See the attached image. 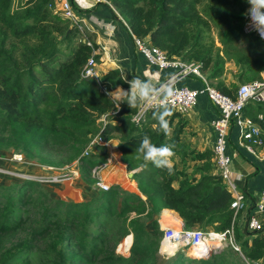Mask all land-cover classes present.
I'll return each mask as SVG.
<instances>
[{
    "label": "trees",
    "instance_id": "16d2710c",
    "mask_svg": "<svg viewBox=\"0 0 264 264\" xmlns=\"http://www.w3.org/2000/svg\"><path fill=\"white\" fill-rule=\"evenodd\" d=\"M53 1L28 0V7L11 11L13 0H0V151L21 154L41 167L61 168L78 160L80 179L92 185L91 170L104 162L105 154L103 148L99 155L81 157L82 152L96 135L104 142L115 140L120 160L128 172H134L131 180L144 199L119 186L80 203L54 200L30 180L0 186V256L21 232L30 243L16 246L0 264L109 263L112 249L95 229L113 224L119 228L118 241L129 236V230L134 233L131 259H115L120 264H153L159 260V240L145 231L141 219L164 209L175 212L186 229L232 228L243 256L230 248L211 252L207 258H190L182 251L165 264H264V226L252 233L245 227V234H239L234 221L239 212L235 215L231 208V193L215 171L210 149L195 153V161L201 163L199 174L194 173L197 179H189L175 166L169 172L137 158L135 150L145 134L155 145H174V155L186 157L180 141L185 116L172 110L167 117L172 133L166 136L153 118L156 109L135 122L138 107L132 109L124 102L118 108L108 92L129 84L118 69L98 80L84 75L92 50L79 38L77 45L70 44L78 34L52 15ZM110 1L132 35L169 59L199 65L210 86L224 95L237 91L235 84L226 86L222 80L226 64L232 63L238 84L259 79L264 70V41L244 31L247 0ZM86 40L99 50L93 35ZM100 56L99 51L96 63ZM245 114L264 129V121L257 120L259 114L264 118V103H250ZM127 220L132 230L125 226ZM44 238H55L59 247L36 252L32 242Z\"/></svg>",
    "mask_w": 264,
    "mask_h": 264
},
{
    "label": "built area",
    "instance_id": "2783aa9c",
    "mask_svg": "<svg viewBox=\"0 0 264 264\" xmlns=\"http://www.w3.org/2000/svg\"><path fill=\"white\" fill-rule=\"evenodd\" d=\"M96 7L109 9L117 17L118 21L122 22L131 37L135 51L141 55L147 66L158 71L169 72L164 81L167 80L175 84V94L170 100V106L173 111L183 115L186 114L196 105L199 96H205L212 104L217 113V118L212 123L216 134L212 148L213 162L217 172L221 175L231 193L233 199L231 208L234 210V214L236 215L237 212L245 210L248 206L245 202V195L237 190L235 183L231 179L230 165L232 155H228L227 147L229 137H231V134H235L239 149H243L258 161L264 162V131H262L257 121L245 114V108L250 103H264V70L261 72L259 79L241 84L233 96H227L210 86L199 65L188 64L178 59H169L163 51L151 46L147 41L132 35L128 25L110 0H54L49 5L52 15L67 23L69 30H73L78 36H81L83 38L82 41L86 42V45L92 50L91 57L83 69L86 77H92L97 80L100 78L96 70L97 63L95 62V56L99 50L94 49L91 42L86 40V32L89 30L86 22ZM244 31L264 41L257 31L249 27V18L247 16H245ZM171 77H174V79H171ZM184 79H194L195 83L198 80L199 85L197 87L178 85V82ZM153 109H156L154 104L139 105L136 114L133 116V121L139 122L147 112ZM257 120L264 121V118L262 115H258ZM101 121L105 125L104 116ZM107 146L108 142H104L99 135H96L90 140L81 157L96 154V152H99L97 150L98 147L107 148ZM108 155L109 157L102 164L95 166L91 170V176L95 180L94 186L102 192H107L111 188L100 177L102 172L108 170L107 168L112 164L113 157L110 153ZM13 160L20 162L23 161V157L16 154L13 155ZM77 161L65 168L45 167L50 174L37 177L35 181L49 184L69 182L79 175ZM250 206L254 209L255 214H264V186L259 191L258 198ZM254 213L248 212L246 230L249 233L260 231L263 227L262 222ZM162 231L163 235L159 246L162 254H171L173 256L176 252L184 251L186 248L188 253L194 256L197 254H210V252H215L225 247H231L241 254L232 228L215 232L211 230L186 229L183 224L176 223L174 226H169ZM201 242H206L207 248L201 251L194 250V246ZM118 249L117 251L124 256L125 252H120Z\"/></svg>",
    "mask_w": 264,
    "mask_h": 264
},
{
    "label": "crops",
    "instance_id": "0c3cea01",
    "mask_svg": "<svg viewBox=\"0 0 264 264\" xmlns=\"http://www.w3.org/2000/svg\"><path fill=\"white\" fill-rule=\"evenodd\" d=\"M89 28V32L94 36L95 43L98 45V48L101 52L102 64H98L96 66V70L99 74V77H102L110 70L118 69L121 77L125 80H131L134 76H138L141 79H149L155 84H159L163 82L168 76L167 71H158L155 68H150L147 66L145 61L142 59L141 55H139L133 46L132 40L127 29L124 27L122 22L115 20L112 16V12L104 7H96L93 9L92 13L88 17V21L86 22ZM109 44V49H106L107 44ZM114 60H112L113 58ZM118 57V58H116ZM112 58V59H111ZM108 64H112L108 65ZM232 63L226 64V71L222 78L226 86H230L231 84H238V81L234 79L235 71L232 68ZM188 85L191 87H197V82L195 83L194 79H184L178 82V85ZM117 89V88H116ZM115 89V90H116ZM114 91V90H113ZM261 115V114H259ZM187 122L186 129L192 132L191 136H186L188 138H192L189 143L192 144L191 149L196 148L198 152H203L204 150L212 148L215 143L216 134L214 128L212 126L213 121L217 118V113L209 102V100L205 96H199L197 103L193 106L186 114H184ZM264 123V122H263ZM261 128V127H260ZM264 131V129L262 130ZM182 139V138H181ZM113 140L112 142H114ZM111 143L108 142V145ZM116 147L114 151H116V156H113L116 161H112V164L107 168L110 169L112 173V177L119 178L118 173L121 172L124 177H128L127 168L120 160V153L118 150V141H115ZM233 145L237 146V139L234 134H231L229 137L227 153L228 155H232V162L230 165L231 179L233 182L238 184V188H242L243 192L246 191V187L248 186L249 178H251L253 185L250 187L254 190H261L264 186V162H260L254 157L247 154L243 149L240 148V151H236L233 149ZM107 154L110 153L108 149H106ZM100 153L96 152V155ZM261 166V172L258 166ZM36 168V171H39L40 175L38 177L44 176L46 173H49L45 168L39 167L36 165H32ZM216 167V166H215ZM78 170V169H77ZM118 170V171H117ZM107 171V170H105ZM215 171L216 168H215ZM214 171V172H215ZM30 173V172H29ZM47 174V175H49ZM79 174V173H78ZM103 174V172H102ZM101 174V175H102ZM37 177V176H35ZM93 178V177H92ZM198 178V176H197ZM80 181L79 185H72L76 181ZM76 179L73 183L70 184L68 191H64L65 193H61L63 190H60L57 187H49L48 192L50 191L54 197L57 199L65 198L66 200L71 201H86L95 198L96 192L94 184L88 185L84 183L80 177ZM249 179V180H248ZM107 181V180H106ZM113 181V180H111ZM117 182V180H114ZM135 185L136 183L130 179ZM108 182V181H107ZM95 183V182H94ZM110 185V181L108 182ZM119 184V183H117ZM120 185V184H119ZM237 188V186H236ZM124 190L128 191L126 188ZM61 191V192H60ZM259 191L257 194H259ZM241 192V191H240ZM241 192V193H243ZM245 195L246 204L251 205L255 202L256 196L250 195L248 191L243 193ZM84 195V196H82ZM255 196V197H254ZM142 198V197H141ZM144 199V198H142ZM172 212L183 224L182 220L179 216L168 209L162 210L158 217V224H168L171 220L166 218L165 212ZM243 230H245L247 224V218L244 217ZM264 219V215L263 218ZM172 225V224H168ZM242 226V224H240ZM196 230V229H195ZM212 231V230H211ZM246 231V230H245Z\"/></svg>",
    "mask_w": 264,
    "mask_h": 264
},
{
    "label": "rangeland",
    "instance_id": "374dc122",
    "mask_svg": "<svg viewBox=\"0 0 264 264\" xmlns=\"http://www.w3.org/2000/svg\"><path fill=\"white\" fill-rule=\"evenodd\" d=\"M28 6H29L28 5V0H13L12 6H11V11H16V10H19L21 8H25V7H28ZM88 35L89 36L91 35V33L89 31L86 32V36H88ZM55 37L58 40L62 39L61 36H56L55 35ZM77 38L82 40L81 36H78L76 38L74 37V39H72V42L70 43L72 46L77 45V40H76ZM65 45H66L65 43H62L60 45V47L67 52ZM106 49L107 50L109 49V44H107ZM116 58H118V57H116ZM114 59L115 58H113L112 60H114ZM98 64L99 65L102 64L101 56L99 57V63H97V65ZM108 65L113 66L112 64H108ZM197 81L198 80H196V82ZM250 82H252V81H250ZM197 83H198L197 85H199V81ZM244 83H249V82H244ZM244 83H242V84H244ZM235 85H236L235 88H238L241 84H235ZM122 88L125 89V90H129L130 89V85L127 88H124V87H122ZM191 135H192V132L189 131L188 129H186V125H185L184 130H183V132H182V134L180 136V141H181V145L183 146V148L186 149V154L187 155H186V157H181V154L174 155L171 158V162H172V166H175L177 168V170L186 171L189 174V176H188L189 179H197L198 175H195V174H199L198 170H199V167H200L201 163L196 162L195 159H194L195 153H198V151L196 150V148L191 149L192 144L189 143V141H191L192 138L186 137V136H191ZM234 136H235V134H234ZM115 147H116L115 141L114 142L111 141V143L107 146V148H103V152L105 154V158L104 159L109 157V155L107 154L106 149H108V151L112 155L111 151H114ZM233 147H234L233 149H235L236 151H238V152L240 151V149L237 148L236 145L235 146L233 145ZM100 149H101V147L97 148L98 151ZM114 152H115V154H117L116 151H114ZM13 155H16V154L13 153L12 151H6V152H1L0 151V186H15L17 183L22 182L24 180H30V181L36 182L35 178H37L38 175H40V173H38L39 171H36V168L33 167L32 165H36V166H39V165L34 163V162H32V161H26L23 156H22L23 157V161H20V162L14 161L13 160ZM17 155H21V154H17ZM112 157H113V155H112ZM113 160L116 161L114 159V157H113ZM68 166H70V165H68ZM65 167L66 166L61 167V168H65ZM258 167H259L260 172H261V166L259 165ZM43 168H45V167H43ZM53 168H60V167H53ZM120 173L121 172L118 173L119 178H115L114 179V177H112V174H114V173H112L111 170L109 169L107 171H104L103 174L100 177L107 184H109L108 182L110 181L111 185L110 184L109 185L111 187L112 186H119L121 189H123V188L130 189V187L128 186L129 184L125 183V181H127V179H129V178L128 177H124ZM129 173L130 172L127 171V174H129ZM47 174H49V173H46L44 176H47ZM35 176H37V177H35ZM78 178H79V175H78V177L73 178L69 182L58 183V184L57 183L56 184H49V183H40V182H37V183L54 200H61V201H65V202L80 203V202H85V201H82V200L71 201V200H66L65 198L57 199L56 197H54L55 194L52 195L50 191L48 192L49 187H53L54 186V187L59 188L60 190H63L62 192L60 191L61 193H65L66 191H68V188L70 187V184L73 183ZM249 179H248L249 182H248V186L246 187V191H248V193L250 195L251 194L254 195V193H255L256 196L257 195L259 196V194H257L259 190H254V189H252L250 187V185H253L254 183H252V181H251L252 179L251 178H249ZM111 180H113V181H111ZM114 180H117V182L114 181ZM93 182H91V183H93ZM117 183H119L120 185L117 184ZM88 184H90V183H88ZM72 185L82 186V184H80L79 179H78V181H76ZM173 186L177 187V183H173ZM236 186H237V190L238 191L243 192L242 188H240V187L238 188V184H236ZM94 188H95V190L93 189V191L97 193L96 196H99L102 193V191L98 190L96 187H94ZM246 191H244V192L246 193ZM82 196H84V195H82ZM119 201H120V199H119ZM248 212L254 213V209L250 206V204L247 206V208L245 210L239 212V215H238L237 219L236 218L234 219V221H236V223H237V231L239 232L240 235H242V234L244 235L245 234L244 230H243V224L245 223L244 222V220H245L244 217L245 218L248 217ZM158 215L159 214L151 216V217L143 216L141 220H142V224H143V227H144L145 231L147 233H149L152 237H154L157 240H159V246H160V240H161L162 235H163V231L162 230H164L165 228H167L169 226H174L176 223L175 222L173 223V222L170 221L168 224H172V225L163 224L161 226V225L158 224V221H159L158 220L159 219ZM255 215L262 222V226H264V219H262L264 214H261V215L260 214L259 215L255 214ZM132 216H134V214H131L130 218ZM128 221L129 220H127L125 226L128 229L132 230V226L130 225V223H128ZM118 224H119V222H118ZM240 224H242V226H240ZM116 225L117 224H113V225L107 227L106 229H101V228H96L95 229L96 232H101V233H103L105 235L106 240L109 242V247L112 249V253H111L112 261L109 262V263L106 262V263H102V264H120V262L116 260V259H119V257H120V259L122 258V259H124L126 261H129L131 259V257H132L131 247H132V244H133V241H134V236H133L134 233H132L129 230L128 234H127L129 236L124 237V238H122V239H120L118 241L117 239L119 237V228H118V225L117 226ZM193 230H195V229H193ZM198 230H201V229H198ZM17 236L18 237H16L14 240H12L7 245V247H6L7 249H6L5 252H3L1 254L0 259L3 260V258L5 256H7L8 254L14 252L15 250H13V249L16 248V246H18V245H20L22 243H25L27 245L30 244L28 235H24V233L21 232ZM130 237L132 238V242H131ZM32 243H33V245H35L37 247L38 250L36 252H38V253L40 251H43V250H48V249L50 250V249H52V248H54L56 246L59 247V245H58L59 243H58V241L55 238H52V239L44 238V239H41V240H38V241H34ZM130 243H131V245H130ZM118 245H119V249H118ZM129 246H130V248H129L128 252L124 253V256L117 251V249H118L120 252H124ZM159 246H158V251H157V256L159 257V260H157L156 262L154 261L153 264H165L168 260L174 259V257L177 254V252L173 256L171 254L170 255L169 254H162L161 253L162 251H160V247ZM228 248L232 249L231 247H225V248L220 249V250L222 251V250H225V249H228ZM217 251H219V250H217ZM36 252H35V254L37 255L38 253H36ZM179 252H182V251H179ZM184 253L187 254L188 256H190V258L191 257L194 258L195 256H197V255L193 256V255L189 254L186 248L184 249ZM208 255H210V254H208ZM208 255L206 257H204V258H207ZM239 255H240V257H243L242 254L239 253ZM114 256H116V259H115ZM52 259H53V257H52ZM56 264H67V263L56 260ZM259 264H263V263L260 262Z\"/></svg>",
    "mask_w": 264,
    "mask_h": 264
},
{
    "label": "clouds",
    "instance_id": "9594fccd",
    "mask_svg": "<svg viewBox=\"0 0 264 264\" xmlns=\"http://www.w3.org/2000/svg\"><path fill=\"white\" fill-rule=\"evenodd\" d=\"M247 2L250 7L245 14L249 18V27L257 31L264 39V0H247ZM171 79H174V77H171ZM126 82L130 85L129 90L119 87L115 91L108 92V96L117 102L118 108L124 102L132 109L143 104L156 105L153 118L157 120L160 130L166 136H170L172 129L167 117L172 115L170 100L175 94V84L167 80L155 84L149 79H141L138 76H134ZM173 149L174 145L171 144L155 145L150 136L145 134L140 139L135 154H137L138 159L142 157L145 162H151L156 167L171 172Z\"/></svg>",
    "mask_w": 264,
    "mask_h": 264
},
{
    "label": "bare ground",
    "instance_id": "6f19581e",
    "mask_svg": "<svg viewBox=\"0 0 264 264\" xmlns=\"http://www.w3.org/2000/svg\"><path fill=\"white\" fill-rule=\"evenodd\" d=\"M112 152V155L113 156H116V154H115V152L114 151H111ZM125 183H128L129 185V187H130V189H127V190H129V192L130 193H133V194H137V195H139L140 197H142V198H144L140 193H139V191H138V189H137V187H136V185L132 182V181H130L129 179H127V181H125ZM166 218H168V219H170L171 220V222H175V223H179L180 224V220L172 213V212H168V213H165V215H164ZM129 239V238H128ZM130 239H131V242H132V238L130 237ZM131 245V244H130ZM130 247V246H129ZM128 247V248H129ZM128 248L124 251L125 253H126V251L128 250ZM207 247H206V242H201L200 244H198V245H195L194 246V250H196V251H201V250H205ZM198 256V255H197Z\"/></svg>",
    "mask_w": 264,
    "mask_h": 264
},
{
    "label": "water",
    "instance_id": "95a60500",
    "mask_svg": "<svg viewBox=\"0 0 264 264\" xmlns=\"http://www.w3.org/2000/svg\"><path fill=\"white\" fill-rule=\"evenodd\" d=\"M98 153H99V152H98ZM133 174H134V172H130V173L128 174V178L131 179L132 176H133ZM208 254H209V253L199 254L198 256H200V257H205V256H207Z\"/></svg>",
    "mask_w": 264,
    "mask_h": 264
}]
</instances>
